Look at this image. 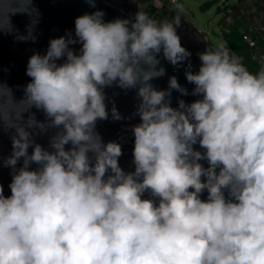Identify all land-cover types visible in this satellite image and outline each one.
I'll use <instances>...</instances> for the list:
<instances>
[{
	"label": "clouds",
	"instance_id": "obj_1",
	"mask_svg": "<svg viewBox=\"0 0 264 264\" xmlns=\"http://www.w3.org/2000/svg\"><path fill=\"white\" fill-rule=\"evenodd\" d=\"M17 13L32 20L25 35L11 23ZM38 16L33 0H0V34L35 42ZM74 23V35L28 58L21 98L0 81V132L12 146L0 157L12 170L11 195L0 186V264H264V69L207 46L199 70L185 71L200 98L173 107L172 91L188 90L175 76L167 89L151 81L166 74L160 53L191 68L179 15L105 21L97 10ZM112 87L138 99L131 172L121 144L97 131L126 119L114 101L108 108Z\"/></svg>",
	"mask_w": 264,
	"mask_h": 264
},
{
	"label": "water",
	"instance_id": "obj_2",
	"mask_svg": "<svg viewBox=\"0 0 264 264\" xmlns=\"http://www.w3.org/2000/svg\"><path fill=\"white\" fill-rule=\"evenodd\" d=\"M133 10L136 11L139 7L140 0H133ZM34 7L38 9L39 16L36 17V23L33 28V35L36 37L35 42L32 40L20 41L11 34H0V81L6 83L14 91L17 99L23 95V87L30 81V78L26 75V66L28 58L36 52L44 54L48 47V42L52 38H58L65 35L67 31H70L74 35L75 18L85 13L91 14L97 10L104 12V20L112 21L117 18L120 19H134V11L128 10L121 3H115L111 0H95V6L92 7L86 0H33ZM11 23L17 30V34L25 35L27 26L32 23V20L28 15L15 14L11 16ZM75 51H79L80 45H72ZM160 60V67L165 69V75L156 78L151 81L154 87L157 89H167L169 78L175 76L179 84L188 90V95L182 96L179 92L173 90L171 93V105L177 107L178 101L183 99L186 103H191L198 96H193L192 90L194 85L186 80L185 71L191 70L197 72L200 64L192 57L189 58L191 68L188 69V61H185L179 66L171 65L164 59L163 54L158 56ZM63 60L58 61L62 63ZM108 97V108L112 107V102L118 111L126 119L120 121H113L111 118L106 121H99L97 123V131L101 134L105 142L116 141L121 144L123 155L119 158V164L125 172L134 171L133 164V147L134 136L131 132V126L139 123V117L134 116L138 99L136 98L135 90H128L125 92L118 87H112L105 89ZM36 117L39 120H43L44 116L42 112L36 111ZM38 143L44 147H48V137L38 136L36 137ZM197 150L203 151L199 148V145L194 146ZM12 151L10 134L7 132H0V157L7 158ZM31 152V149H29ZM205 167H207L206 161H201ZM19 166V165H18ZM35 168V165H32ZM11 169L8 167H0V186L3 187L4 195L10 196L11 190L9 184L11 183ZM144 198H150L148 193H145ZM202 199L207 198V192L205 191Z\"/></svg>",
	"mask_w": 264,
	"mask_h": 264
},
{
	"label": "rangeland",
	"instance_id": "obj_3",
	"mask_svg": "<svg viewBox=\"0 0 264 264\" xmlns=\"http://www.w3.org/2000/svg\"><path fill=\"white\" fill-rule=\"evenodd\" d=\"M118 1L125 4V2L133 0ZM147 1H154L159 6L164 2L171 9L172 13L163 14L159 21H171L175 16H180L181 24L177 28V34L180 36L181 42L187 44L192 54L198 56V53L203 52L207 46L212 47L211 45L214 47L224 45L225 48L231 50L222 28L224 13L219 7L224 0H178L183 5L185 11L177 10L168 0H140L139 7L135 12L137 13L139 10L145 12L143 6ZM206 2H210V6L204 9L201 6ZM226 2L233 4L236 10L239 8L238 0H227ZM243 23V21L238 20L236 25ZM189 25H192L191 27L194 29L195 35H191L189 32ZM198 29L201 30V33L198 32ZM203 34H208L209 41Z\"/></svg>",
	"mask_w": 264,
	"mask_h": 264
},
{
	"label": "built area",
	"instance_id": "obj_4",
	"mask_svg": "<svg viewBox=\"0 0 264 264\" xmlns=\"http://www.w3.org/2000/svg\"><path fill=\"white\" fill-rule=\"evenodd\" d=\"M168 1L173 4L176 9L177 4L182 5L178 2V0H175V3H173V0ZM226 1L227 0H224L219 6L224 13L222 27L223 32H230L238 20L243 21V24L238 25V30L247 44L252 60L258 64L260 69H264V0H238L239 8L237 10L234 9L233 4L227 3ZM184 10L185 9L182 5V11ZM190 30L191 29L189 27V31ZM198 32L201 33V30L198 29ZM203 35L209 41L208 34ZM182 46H184L189 52L191 51L187 44L182 43ZM211 46L214 47L213 45ZM230 52L231 54L237 56L241 63H243L242 57L239 53L231 50Z\"/></svg>",
	"mask_w": 264,
	"mask_h": 264
},
{
	"label": "trees",
	"instance_id": "obj_5",
	"mask_svg": "<svg viewBox=\"0 0 264 264\" xmlns=\"http://www.w3.org/2000/svg\"><path fill=\"white\" fill-rule=\"evenodd\" d=\"M209 6L210 2H206L201 7L206 9ZM146 13L150 17H154L157 14L162 17L163 14H168L169 11L165 6L158 8L153 3H150L148 9L146 10ZM224 34L226 35L231 51L239 53L241 55L242 62L247 66V69L249 71H251L252 73H258L261 69L258 64L254 60H252L247 48V44L238 30V25H234L233 29L230 32Z\"/></svg>",
	"mask_w": 264,
	"mask_h": 264
},
{
	"label": "crops",
	"instance_id": "obj_6",
	"mask_svg": "<svg viewBox=\"0 0 264 264\" xmlns=\"http://www.w3.org/2000/svg\"><path fill=\"white\" fill-rule=\"evenodd\" d=\"M150 3H153L156 7H158V8H161V7H163V6H165L166 7V9L169 11V13L168 14H171L172 12H171V9L168 7V5L165 3L164 4V2H163V4L161 5V6H159L156 2H154V1H147L145 4H144V6H143V10H145V12H146V10L148 9V7H149V4ZM174 7V6H173ZM175 8V7H174ZM185 11V10H184ZM154 19H156L157 21H159V19H160V16H159V14H157L156 16H154L153 17ZM190 24V23H189ZM192 25H189V27H190V33H191V35H195L196 33H195V31H194V29L191 27Z\"/></svg>",
	"mask_w": 264,
	"mask_h": 264
},
{
	"label": "bare ground",
	"instance_id": "obj_7",
	"mask_svg": "<svg viewBox=\"0 0 264 264\" xmlns=\"http://www.w3.org/2000/svg\"><path fill=\"white\" fill-rule=\"evenodd\" d=\"M111 1H113V2H115V3H121L122 5H124L128 10H130V11H132L134 8H133V2L132 1H129V2H125V4H123L122 2H120V1H116V0H111ZM134 11V10H133ZM134 13H136L135 11H134ZM191 57L194 59V60H196L199 64H201V62H200V60H199V57L198 56H196L195 54H192L191 53Z\"/></svg>",
	"mask_w": 264,
	"mask_h": 264
}]
</instances>
